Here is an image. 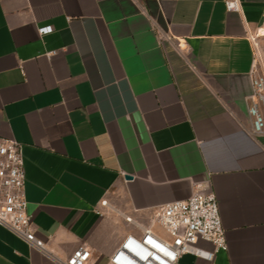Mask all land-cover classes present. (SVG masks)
Returning a JSON list of instances; mask_svg holds the SVG:
<instances>
[{
	"label": "crops",
	"instance_id": "1",
	"mask_svg": "<svg viewBox=\"0 0 264 264\" xmlns=\"http://www.w3.org/2000/svg\"><path fill=\"white\" fill-rule=\"evenodd\" d=\"M225 1L0 0V133L22 144L45 245L0 225V264H59L82 244L89 264H110L126 235L164 232L155 211L199 184L216 195L227 248L176 264H264L251 39L264 0Z\"/></svg>",
	"mask_w": 264,
	"mask_h": 264
},
{
	"label": "built area",
	"instance_id": "2",
	"mask_svg": "<svg viewBox=\"0 0 264 264\" xmlns=\"http://www.w3.org/2000/svg\"><path fill=\"white\" fill-rule=\"evenodd\" d=\"M226 9L239 11L238 0H226ZM52 27L40 28L41 34L51 32ZM253 41V37H251ZM256 62V61H254ZM255 68V63H254ZM254 72V69H253ZM257 81L254 85L257 88ZM264 119V97L261 96ZM106 207L107 200L101 201ZM100 213V212H99ZM125 221L136 224L130 216ZM153 224L160 226L167 237L142 227L140 235L128 234L109 257L110 264H176L183 254H194L211 261L227 243L223 229L219 205L215 193L209 185H196L195 191L185 200L168 203L155 211ZM0 225L25 240L31 247L45 251V245L31 228L26 199V175L22 144L7 139L0 133ZM199 241L212 243L213 251L198 247ZM91 249L80 245L65 261L59 264H89Z\"/></svg>",
	"mask_w": 264,
	"mask_h": 264
},
{
	"label": "rangeland",
	"instance_id": "3",
	"mask_svg": "<svg viewBox=\"0 0 264 264\" xmlns=\"http://www.w3.org/2000/svg\"><path fill=\"white\" fill-rule=\"evenodd\" d=\"M255 48V68L253 72V80L257 81L256 92L261 101V96L264 97V23L255 30L252 34ZM162 236L166 233L159 230Z\"/></svg>",
	"mask_w": 264,
	"mask_h": 264
},
{
	"label": "water",
	"instance_id": "4",
	"mask_svg": "<svg viewBox=\"0 0 264 264\" xmlns=\"http://www.w3.org/2000/svg\"><path fill=\"white\" fill-rule=\"evenodd\" d=\"M126 178H127V179H131V176H129V175H126Z\"/></svg>",
	"mask_w": 264,
	"mask_h": 264
}]
</instances>
